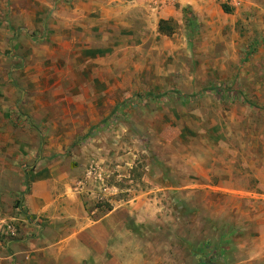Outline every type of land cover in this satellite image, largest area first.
Masks as SVG:
<instances>
[{
    "label": "rangeland",
    "instance_id": "rangeland-1",
    "mask_svg": "<svg viewBox=\"0 0 264 264\" xmlns=\"http://www.w3.org/2000/svg\"><path fill=\"white\" fill-rule=\"evenodd\" d=\"M91 1L0 0V264L264 255V0Z\"/></svg>",
    "mask_w": 264,
    "mask_h": 264
},
{
    "label": "crops",
    "instance_id": "crops-1",
    "mask_svg": "<svg viewBox=\"0 0 264 264\" xmlns=\"http://www.w3.org/2000/svg\"><path fill=\"white\" fill-rule=\"evenodd\" d=\"M109 0H102V2H107L108 3ZM129 2H131L132 4H129L130 6H133V12H136V11H139V4H142L144 5V8H145V11L148 13V14H151V15H154V9L150 7L149 3L147 0H127ZM188 1V0H186ZM92 4L95 3V0H92L91 1ZM114 8L115 10L116 9H121L122 7H124V3L121 2V3H116L114 2ZM104 9L101 11V13H99V16H98V19L99 21L97 23L101 24V26L104 27L103 23H109V20H111L112 18H114V16H111L112 15V12L110 10H107L108 9V6L106 4H104ZM112 9V8H111ZM113 10V9H112ZM164 14L166 15H175L177 14L176 13V10L174 8V6H166L162 9V11ZM112 17V18H111ZM84 18H88V15L86 14V12H83V11H78L76 12L75 14L71 15L70 17H65V27L66 29L69 31V32H72L73 31V28H72V20H75L76 19V25H79L80 22H83V19ZM88 22H90L91 20H87ZM119 21V20H117ZM116 19L114 20V23L116 24ZM96 23V24H97ZM31 201V200H30ZM251 258L253 259V261L249 264H264V255L262 253L261 250L257 252H254L251 256Z\"/></svg>",
    "mask_w": 264,
    "mask_h": 264
},
{
    "label": "trees",
    "instance_id": "trees-1",
    "mask_svg": "<svg viewBox=\"0 0 264 264\" xmlns=\"http://www.w3.org/2000/svg\"><path fill=\"white\" fill-rule=\"evenodd\" d=\"M158 29H159V32H160V33H164V34H166V35L170 34V32H171V27L167 25V20H164V19H161V20L159 21ZM174 93H175L176 95H178L179 97H186V95L182 94L181 92H177V91H175ZM151 95H152V94H151ZM162 95H163V94L161 93V94H156L155 96H156V97H159V96H162ZM250 104H251L254 108L261 109V110L263 109V108H261L260 106L254 104V103H251V102H250ZM25 185H26V181H25ZM19 201H20V199H18V202H19Z\"/></svg>",
    "mask_w": 264,
    "mask_h": 264
},
{
    "label": "built area",
    "instance_id": "built-area-1",
    "mask_svg": "<svg viewBox=\"0 0 264 264\" xmlns=\"http://www.w3.org/2000/svg\"><path fill=\"white\" fill-rule=\"evenodd\" d=\"M150 7L157 10H162L166 6L181 4L184 0H147Z\"/></svg>",
    "mask_w": 264,
    "mask_h": 264
}]
</instances>
